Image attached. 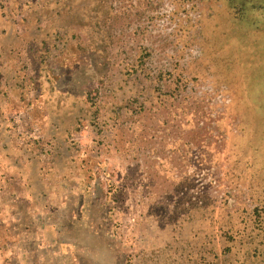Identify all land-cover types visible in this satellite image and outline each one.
<instances>
[{
	"label": "rangeland",
	"instance_id": "rangeland-1",
	"mask_svg": "<svg viewBox=\"0 0 264 264\" xmlns=\"http://www.w3.org/2000/svg\"><path fill=\"white\" fill-rule=\"evenodd\" d=\"M0 98L128 263L264 264V0H0Z\"/></svg>",
	"mask_w": 264,
	"mask_h": 264
},
{
	"label": "crops",
	"instance_id": "crops-1",
	"mask_svg": "<svg viewBox=\"0 0 264 264\" xmlns=\"http://www.w3.org/2000/svg\"><path fill=\"white\" fill-rule=\"evenodd\" d=\"M10 100L0 98V264H132L113 242V230L102 227L99 216L90 213L88 193L75 190L77 194L68 192L60 200L48 193L37 195L39 180L49 190L54 180H41L36 146L23 134L29 119L12 128L10 120L19 122V116L8 107L20 103ZM44 136L65 137L66 132ZM62 159L76 166L67 156ZM39 201L44 203L38 207Z\"/></svg>",
	"mask_w": 264,
	"mask_h": 264
}]
</instances>
